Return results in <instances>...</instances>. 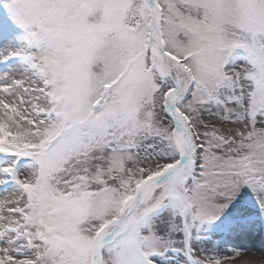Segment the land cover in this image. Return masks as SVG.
<instances>
[{
	"label": "snow or ice",
	"instance_id": "1",
	"mask_svg": "<svg viewBox=\"0 0 264 264\" xmlns=\"http://www.w3.org/2000/svg\"><path fill=\"white\" fill-rule=\"evenodd\" d=\"M254 234L264 0H0V264H237Z\"/></svg>",
	"mask_w": 264,
	"mask_h": 264
},
{
	"label": "rangeland",
	"instance_id": "2",
	"mask_svg": "<svg viewBox=\"0 0 264 264\" xmlns=\"http://www.w3.org/2000/svg\"><path fill=\"white\" fill-rule=\"evenodd\" d=\"M240 243L252 246L253 250L250 252L252 253L257 252L264 256V236H261L260 234H254L250 238L242 239ZM237 264H244V263L242 261H238Z\"/></svg>",
	"mask_w": 264,
	"mask_h": 264
},
{
	"label": "bare ground",
	"instance_id": "3",
	"mask_svg": "<svg viewBox=\"0 0 264 264\" xmlns=\"http://www.w3.org/2000/svg\"><path fill=\"white\" fill-rule=\"evenodd\" d=\"M262 254L259 253H252L247 252L244 254V257L240 261H242L244 264H261V258L264 257Z\"/></svg>",
	"mask_w": 264,
	"mask_h": 264
}]
</instances>
